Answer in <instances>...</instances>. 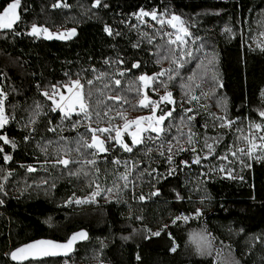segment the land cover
I'll list each match as a JSON object with an SVG mask.
<instances>
[{
    "label": "trees",
    "instance_id": "trees-1",
    "mask_svg": "<svg viewBox=\"0 0 264 264\" xmlns=\"http://www.w3.org/2000/svg\"><path fill=\"white\" fill-rule=\"evenodd\" d=\"M10 2L0 0V10ZM55 2L22 0L26 11L15 28L20 35L0 31V91L9 119L0 134L16 143L15 149L4 145L11 161L5 163L0 154V264H13L9 253L18 246L41 238L64 242L79 230L89 237L67 259L24 264H264V149L252 156L237 151L249 147L245 137L261 141L250 126L264 124V0H103L108 7L100 8L91 7L93 0H65L68 7L53 8ZM141 8L180 16L191 32L188 43L168 45L158 24L139 25L134 14ZM33 23L76 34L69 40L37 38L27 35ZM180 52L192 57L181 59ZM183 60L188 63L178 69ZM134 62L140 67L131 69ZM169 68L180 75L169 80L166 73L152 88L170 90L176 105H188L196 95L203 113H188L195 116L188 121L181 109L164 104V111L176 109L164 121L166 131L159 138L151 133L153 139L132 152L114 141L106 143L105 154L82 146L91 143L89 125L121 127L126 122L121 116L148 114L149 108L139 106L138 77ZM124 69L131 71L119 76ZM76 79L84 85L90 119L84 113L66 118L43 95ZM115 79L121 80L118 89ZM115 95L122 99L107 98ZM216 117L234 123L222 128ZM189 127L194 144L187 143ZM124 141L131 145L127 136ZM61 158L73 162L65 167L56 163ZM29 166L36 170L29 172ZM122 174H129L128 181L119 179ZM96 191L100 195L93 197ZM184 216L188 219H176ZM157 231L161 234L153 235Z\"/></svg>",
    "mask_w": 264,
    "mask_h": 264
},
{
    "label": "snow or ice",
    "instance_id": "snow-or-ice-1",
    "mask_svg": "<svg viewBox=\"0 0 264 264\" xmlns=\"http://www.w3.org/2000/svg\"><path fill=\"white\" fill-rule=\"evenodd\" d=\"M52 7L53 8H60V7H68V5L65 3V0H56V2L54 4H52ZM91 7L92 8H100V7H108V5L103 3V0H93ZM22 11H26V8L22 7V0H11V2L8 3L6 7H3V9L0 10V31L6 30V31L13 32L15 35H20L19 32H15V28L19 23L22 22V17H21ZM134 15L136 16V19L140 20L142 23L147 24V20H145L144 18L148 17L152 21H155L156 24L160 25L158 32L160 33L162 38L163 37L168 38L166 41V43L168 45H176L177 48H179L180 46L186 45L188 43L186 38L191 36V32L189 31L188 27L185 26V22L181 19L180 16L172 14L170 16V18H166V13H164V12H159L156 9L148 11V10H145L143 8H141L139 10V12L134 14ZM133 27H135V26H133ZM166 27H171L172 29L175 30V33H170V32L165 31ZM104 31L109 36L113 35V29L108 25H105ZM226 31H231V29H226ZM75 34H76L75 29L67 30L65 32H60V33H53L47 27L39 26L35 23H33L31 25L30 30L27 32V35L35 36L37 38L43 36L45 39H49V40L54 39V38L55 39H70ZM115 35H120V33L116 32ZM144 35H147V33H145ZM173 35H175L174 39L172 38ZM151 39L152 38H149V42H151ZM135 46L136 45H134V47ZM175 56H176V54L173 53L172 63H174V64L177 63ZM179 56L181 59H183L184 56L192 57V53L191 52H187V53L180 52ZM164 59H168V57L165 56ZM117 63L123 64L124 61L119 60V61H117ZM186 63H188V60H183V62L178 64V69L184 68ZM139 67H140L139 62H134L131 65V69H136ZM131 69L121 70V71H119L118 75L123 76V75H125L126 71H131ZM173 71L174 70L172 68H169V69H162L160 72H158L154 76H150L148 74H141L138 77V80L142 83L144 89H148L149 87H151L152 84H154L157 81V79L159 77L164 76L166 73L169 74L168 75L169 80H172V79H174L180 75L178 70H176L175 76L171 75V73ZM98 79H99V77H98ZM193 79H194V75L188 77V80H193ZM87 83L89 85H91L93 83V81L89 80ZM113 83L115 85V88L118 89L120 84H121V80L115 79L113 81ZM160 83L164 84L163 81H160ZM70 84H71V86L65 85V87H67L68 92L72 93V95H69L66 97L65 95H63V93H60L58 91V86H55V85L53 86V91H52L51 95L47 91H45L43 93V95L52 101V104L54 105L52 110L56 111L57 109H59L61 112L64 113L66 118L70 117L71 114L74 111H76V108L78 105L79 112L84 113L85 117L90 119V117L88 115V107L89 106L85 102V98H84V94H83L84 85L81 84L79 79L71 81ZM164 86L166 87V84ZM104 87L107 88V87H109V85L105 84ZM196 87H199V85H196ZM73 88L76 89V91L74 93H73ZM152 90L154 92L156 91L155 88H153ZM3 95H4V93L2 91H0V96H3ZM57 95H59V100L56 99ZM88 95L91 96V92H89ZM101 95H103L102 91H101ZM186 95H187V93H186ZM107 98L110 100L116 101V102H119L122 99V97L120 95L108 96ZM198 100H199L198 96L191 95L190 100L188 102L190 103L191 101H198ZM98 103H103V101H98ZM161 103H166L169 105H175L176 101L173 99V95L171 92L166 91L165 94L159 98V101H157V100L151 99L147 95V92L145 91L142 98L139 100V106L143 107V108H149L150 107L152 115L137 117L136 119L130 120V121H128L126 119V117L121 116L122 119L126 120V122L122 126V130H121V127H119V126H117L115 128H113V127L92 128L89 125L88 130L92 133L91 143H85L82 146H86L88 148H93V149H98L99 152L103 153V152H107L109 150L105 146L106 143L109 141H114L115 144L118 145L120 148H122L125 152H132L135 147L145 143L146 139H153V137L150 135L151 133H156V138H159V136L166 131L165 126H164V121L168 118L173 117V113L176 110L175 107H172L171 109L164 111V110L160 109ZM65 109H67V110H65ZM158 110L160 111V114L156 115ZM183 111L185 112V115H186V118L188 121H192L195 119V116H188L187 115V113L192 112L191 108H186ZM97 115H99V113H97ZM105 115H107V112H105ZM260 116L264 117V111L260 112ZM216 119L223 121L219 125L222 128L223 127H231V125L234 123V121L229 120L226 117H216ZM182 120H183V118H182ZM8 122H9V119H8V116L5 114L4 101H3V99H0V130H2L5 127V125L8 124ZM133 126H135V130L130 131V129ZM74 127H75V125H74ZM171 127L172 126H169L168 130H171ZM250 127H254L258 131H264V127H262L261 124H255V125H252ZM50 130L54 131V129H50ZM113 131L115 132L114 136L111 135V133ZM96 133H107L108 135L105 137V139H100L96 135ZM125 133H127L131 137V145L124 141L123 135ZM145 133H148L149 135L147 137H145V135H144ZM181 135H184V134L181 133ZM194 136H195V133L192 132V129L189 127V132L187 133V143L188 144H194L195 143V141L193 139ZM172 139H176V138L172 137L169 140V148L167 149L168 153H172V150H173ZM245 139L247 140L249 147L247 148V150L245 148H238L237 151L240 152L241 154L251 156L255 150L264 149V143L257 144V143L253 142L254 139H256L255 137H253L251 139H249L248 137H245ZM259 140L264 141V136H260ZM0 141L3 142V144L0 145V154H3L2 158H3L4 162L7 163L8 161L12 160V157H11V155H8L5 153L4 145H11V147L13 149H15L16 143H15V141L9 139V137L6 134H0ZM176 142L179 143V140H177ZM205 147L208 148L209 150H211L213 148V145L210 143H207V141H205ZM77 150H79V149H77ZM186 150H188V149H185L184 147H180L178 149V151H186ZM148 151H151V149H149ZM191 151L196 152V148L192 147ZM160 155L163 156L164 152H161ZM232 155L235 156L236 153L233 152ZM205 158H207V157H205ZM221 159L226 160L227 156L221 157ZM172 160H173V156L171 154L168 155L167 156V162L169 164H171ZM200 160H201V157L199 155H197L196 158L193 160V163L198 164V163H200ZM72 162L73 161H71L69 159H65V158H61V159H58L56 161L57 164H61L65 167H67ZM115 162L117 164L120 163L119 160H116ZM88 163L94 164L95 161L94 160L88 161ZM182 163L187 165L188 162L182 161ZM35 170L36 169L31 167V166L28 167L29 172H32ZM153 171H155V170H153ZM220 171L224 172L225 171L224 167H221ZM172 172H175V169H172L169 174H172ZM129 174H122L119 177V179L124 180V181H128ZM227 175L229 178H234L232 176L231 170H228ZM4 179H7V177H4ZM241 179H242V177H241ZM2 187L3 186L0 185V189H2ZM124 187H127V183L124 184ZM97 188H99L98 185H97ZM107 191L111 192L112 189H107ZM97 195H100V191H96L93 193V197H95ZM152 195H158V192H154V193H152ZM139 198L141 200L144 199L143 196H141ZM71 202H73V201L70 200L69 203H71ZM74 202L79 204V203H88L91 201H89L87 199H85V200L77 199ZM2 203H3V201L0 200V204H2ZM196 215L197 216L200 215L199 210H197ZM181 218L184 220L188 219L187 216L177 217L176 219H181ZM175 222L176 221L174 220L173 223H175ZM165 227H167V226H165ZM160 234H161L160 231L153 233V235H155V236H159ZM78 239H81V240L87 239V233L84 231L74 233L64 243H58V242H54L51 240H40V241H36L33 243H29L27 245H24L20 248L15 249L13 252L10 253V256H11V259L14 261H24V260H27L29 258L38 259V258L45 257V256L68 255V253H70L73 250V245L75 244V242ZM201 239H203V237H201ZM171 250L175 251L176 249H175V247H173ZM137 258L139 259V257H137Z\"/></svg>",
    "mask_w": 264,
    "mask_h": 264
},
{
    "label": "rangeland",
    "instance_id": "rangeland-1",
    "mask_svg": "<svg viewBox=\"0 0 264 264\" xmlns=\"http://www.w3.org/2000/svg\"><path fill=\"white\" fill-rule=\"evenodd\" d=\"M170 18V17H169ZM145 20H147V23H149V24H154V22L155 21H152L150 18H148V17H146V18H144ZM134 20L139 24V25H144L145 23H142L140 20H137L136 19V16L134 17ZM156 23V22H155ZM65 31H67V30H61V31H57V32H53V33H60V32H65ZM172 33H175V30H173V32ZM73 37V36H72ZM41 38H44L43 36H41ZM175 38V35H173V39ZM45 39V38H44ZM55 39V38H54ZM71 39V38H70ZM47 40H49V39H47ZM60 40H69V39H60ZM68 86H71V84H67ZM142 89H143V94L145 93V91L147 92V95L151 98V99H153V100H157V101H159V98L161 97V96H163L164 94H165V92L167 91V92H171L170 90H166L164 93H158L157 91H153L152 89V85H151V87H149L148 89H144V87H143V85H142ZM149 90H150V93H152V94H155L154 95V97H152L150 94H149ZM53 91V90H52ZM52 91L49 93L50 95L52 94ZM58 91L60 92V93H63V95H65L66 97L67 96H69V95H72V93H69L68 92V89H67V87H65V85L62 87V88H58ZM76 91V89L75 88H73V93ZM172 93V92H171ZM47 100H49L50 101V103L52 104V101L50 100V99H48L46 96H44ZM0 99H3V97L2 96H0ZM56 99L57 100H59V95H57L56 96ZM174 99V98H173ZM164 104H166V103H161L160 104V106H162V105H164ZM53 105V104H52ZM172 106H176L177 108H179V109H181L182 111L184 110V109H186V108H191L192 109V112H204V108H203V105L201 104V102H200V100H198V101H191L190 103H188V105H172ZM53 107H54V105H53ZM65 110H67V109H65ZM56 111H58L61 115H63V116H65L64 115V113L63 112H61L59 109H57ZM184 112V111H183ZM80 113H82V112H79V108H78V105H77V108H76V111H74L72 114H71V116L72 115H75V114H80ZM185 113V112H184ZM191 113V112H190ZM189 113V114H190ZM188 114V113H187ZM149 115H152V112H151V108L149 107V113L148 114H145V115H141V116H138V117H142V116H149ZM137 118V117H136ZM136 118H134V119H136ZM134 119H130V120H134ZM130 120H128V121H130ZM146 123V122H145ZM262 125V127L264 126V124H261ZM123 126V125H122ZM122 126H121V130H122ZM135 130V126H133L131 129H130V131H134ZM257 132L258 133H260L259 134V137L260 136H264V131H258V130H256V134H257ZM147 134L148 133H145L144 135H145V137L147 136ZM153 134H155L156 135V133H153ZM128 137L129 139H130V141H131V137L127 134V133H125L124 135H123V139H124V137ZM100 138V137H99ZM101 139V138H100ZM254 143H257V144H261V143H264V141H255ZM117 147H119L118 145H116ZM120 148V147H119ZM122 149V148H121ZM97 150V152L99 153V154H105L106 152H103V153H101V152H99L98 151V149H96ZM247 150V149H246ZM258 150L259 151H261V149H257V150H255L254 152H253V154H255V152L257 153L258 152ZM252 154V155H253ZM251 155V156H252ZM225 160V159H224Z\"/></svg>",
    "mask_w": 264,
    "mask_h": 264
},
{
    "label": "water",
    "instance_id": "water-1",
    "mask_svg": "<svg viewBox=\"0 0 264 264\" xmlns=\"http://www.w3.org/2000/svg\"><path fill=\"white\" fill-rule=\"evenodd\" d=\"M81 231H84V232H86L87 233V239H88V232L86 231V230H79V231H77V232H73V233H71L69 236H68V238H67V240L74 234V233H78V232H81ZM87 239H78L76 242H75V244L73 245V250L70 252V253H68V255H56V256H45V257H41V258H38V259H32V258H29V259H27V260H24V261H14V260H12L11 259V256H10V253L11 252H13L15 249H17V248H20V247H22V246H24V245H27V244H29V243H33V242H36V241H40V240H51V241H54V242H58V243H64V242H66V241H64V242H62V241H57V240H52V239H44V238H41V239H38V240H34V241H32V242H29V243H27V244H24V245H21V246H18V247H16V248H14V249H12L11 251H10V253H9V260L13 263V264H24V263H27V262H31V261H42V260H46V259H67L70 255H72L73 253H74V251H75V247L78 245V244H81V243H83V242H85Z\"/></svg>",
    "mask_w": 264,
    "mask_h": 264
},
{
    "label": "built area",
    "instance_id": "built-area-1",
    "mask_svg": "<svg viewBox=\"0 0 264 264\" xmlns=\"http://www.w3.org/2000/svg\"><path fill=\"white\" fill-rule=\"evenodd\" d=\"M144 26L147 27L148 29H156L157 28V27L154 26V24H149V23L144 24ZM159 27H160V25H159ZM173 30L174 29H172L171 27H166L165 28V31L170 32V33H172ZM172 38H173V36H172Z\"/></svg>",
    "mask_w": 264,
    "mask_h": 264
}]
</instances>
